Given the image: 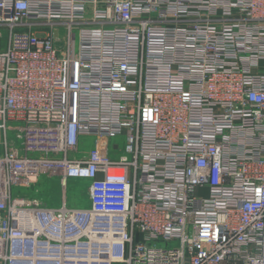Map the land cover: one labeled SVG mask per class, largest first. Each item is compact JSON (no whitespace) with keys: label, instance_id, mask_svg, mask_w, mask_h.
I'll list each match as a JSON object with an SVG mask.
<instances>
[{"label":"built area","instance_id":"2783aa9c","mask_svg":"<svg viewBox=\"0 0 264 264\" xmlns=\"http://www.w3.org/2000/svg\"><path fill=\"white\" fill-rule=\"evenodd\" d=\"M0 264H264V0H0Z\"/></svg>","mask_w":264,"mask_h":264},{"label":"rangeland","instance_id":"374dc122","mask_svg":"<svg viewBox=\"0 0 264 264\" xmlns=\"http://www.w3.org/2000/svg\"><path fill=\"white\" fill-rule=\"evenodd\" d=\"M124 137L118 136L110 138L108 141L109 152L112 158H117L124 153ZM93 147V138L84 140L83 147L85 151ZM88 182L79 179H69L65 183L59 181L57 177L41 178L30 183L26 187L13 188V193L25 194L29 198H35L44 206L59 207L64 199L69 207H86L88 206L86 187ZM160 246L172 247L175 242L166 244L158 242Z\"/></svg>","mask_w":264,"mask_h":264}]
</instances>
